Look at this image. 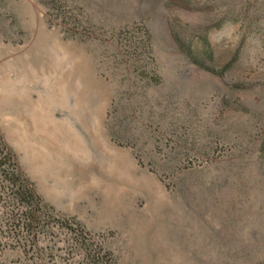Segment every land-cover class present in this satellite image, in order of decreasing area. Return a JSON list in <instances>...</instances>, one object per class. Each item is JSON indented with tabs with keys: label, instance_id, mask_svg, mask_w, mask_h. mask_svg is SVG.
<instances>
[{
	"label": "rangeland",
	"instance_id": "374dc122",
	"mask_svg": "<svg viewBox=\"0 0 264 264\" xmlns=\"http://www.w3.org/2000/svg\"><path fill=\"white\" fill-rule=\"evenodd\" d=\"M5 66L2 142L114 264H264V0H0Z\"/></svg>",
	"mask_w": 264,
	"mask_h": 264
},
{
	"label": "trees",
	"instance_id": "16d2710c",
	"mask_svg": "<svg viewBox=\"0 0 264 264\" xmlns=\"http://www.w3.org/2000/svg\"><path fill=\"white\" fill-rule=\"evenodd\" d=\"M173 38L178 50L190 63L210 72L203 63L206 59H211L205 45L200 52L195 53L189 48L184 49L176 33H173ZM201 57L205 60L200 59ZM59 231L67 236V248L78 252V264H114L109 252L92 242L79 226L59 217L37 195L33 184L20 173L13 154L0 138V251L18 248L25 258L29 254V264H38V261L57 264L56 261L51 262V250L56 243L51 247L48 243ZM46 237L47 245L42 246ZM44 249L48 251L44 252ZM37 253L45 257V260H41Z\"/></svg>",
	"mask_w": 264,
	"mask_h": 264
},
{
	"label": "bare ground",
	"instance_id": "6f19581e",
	"mask_svg": "<svg viewBox=\"0 0 264 264\" xmlns=\"http://www.w3.org/2000/svg\"><path fill=\"white\" fill-rule=\"evenodd\" d=\"M21 66L24 67V62L22 63ZM13 67L14 66H12V68ZM10 69H11V66H9V67L5 66L3 68V70H0V75L2 76V78L0 80V87H1L2 91L6 93L5 96L3 95L0 97V107L13 105L17 101L15 93H17L18 89H16L15 86L12 84V78L5 75V73L10 71Z\"/></svg>",
	"mask_w": 264,
	"mask_h": 264
}]
</instances>
